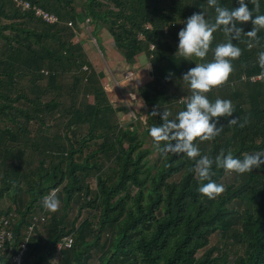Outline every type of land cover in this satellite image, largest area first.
I'll use <instances>...</instances> for the list:
<instances>
[{"label": "trees", "instance_id": "trees-1", "mask_svg": "<svg viewBox=\"0 0 264 264\" xmlns=\"http://www.w3.org/2000/svg\"><path fill=\"white\" fill-rule=\"evenodd\" d=\"M28 1L58 21L0 0V228L14 215L16 233L0 260L11 264L12 250L35 225L25 264H51L68 236L75 243L61 264H264V166L237 173L213 164L212 179L224 186L214 198L197 191L194 174L200 155L264 150V28L249 37L255 26L241 23L231 73L204 93L210 101L230 99L234 111L219 118L215 137L195 138L199 155L188 157L162 152L175 141H155L149 130L184 109L191 89L182 74L211 61L215 46L228 40L220 27L204 58L176 52L180 21L205 11L214 22L218 0ZM248 7L262 14L264 0ZM85 28L103 55L108 36L125 66L141 65V57L151 63L152 79L136 94L147 110L144 135L134 119L120 125L123 109L111 103L106 74L97 73L81 36ZM53 190L59 204L49 211L42 198Z\"/></svg>", "mask_w": 264, "mask_h": 264}, {"label": "clouds", "instance_id": "clouds-1", "mask_svg": "<svg viewBox=\"0 0 264 264\" xmlns=\"http://www.w3.org/2000/svg\"><path fill=\"white\" fill-rule=\"evenodd\" d=\"M250 2L251 0L247 2L237 0L238 6L226 8L218 0L213 6L216 13L214 22L205 18V11L194 12L180 21L184 26L177 32L176 52L185 58L190 56L204 58L209 50L212 33L217 28L222 27L229 38L226 42L215 46L211 61L195 63L182 74V78L191 89V95L182 101L185 105L184 109L177 112L173 119H166L163 124L150 128V135L155 141H175V143H165L162 152H183L188 157L198 156L199 149L193 140L197 137L201 140L212 139L221 130V125L218 126L219 118L232 116L234 110L230 99L216 98L210 101L204 93L212 86L224 82L231 73L232 64L229 58L235 59L241 52V49L232 42L244 31L240 26L241 23L251 20V24L255 26L246 32L249 37H255L257 31L264 28V13L253 15L248 7ZM209 3L211 4L212 0H209ZM259 64L264 68V51L259 53ZM167 115L168 113H163L162 119ZM236 120L237 117H232L229 122L235 123ZM213 164L216 168L233 170L237 173L252 171L254 167L264 166V150L243 155L242 158L225 150H221L214 158L200 155L194 165V174L198 178L197 191L209 198H214L216 194L224 191V186L212 179ZM58 204L54 190L42 198L43 207L49 211H55ZM0 264H5V261L0 260Z\"/></svg>", "mask_w": 264, "mask_h": 264}, {"label": "rangeland", "instance_id": "rangeland-1", "mask_svg": "<svg viewBox=\"0 0 264 264\" xmlns=\"http://www.w3.org/2000/svg\"><path fill=\"white\" fill-rule=\"evenodd\" d=\"M81 36L86 40V49L93 60V64L97 73L104 72L106 74L103 80L107 94L111 100V103L115 108L123 109L119 116L120 125L128 124L134 119L137 125L140 126L139 130L142 135L145 134L143 126L146 125V106L144 102L136 98V94L141 86L150 81V72L152 71L151 63L146 57H141V65L125 66L121 57L116 52L112 39L107 37L103 38V45L105 48L104 55L100 52L99 47L95 39H93L85 28ZM105 35V34H103ZM149 143L145 145L148 147ZM152 164H155L158 159V153L152 155ZM233 174L228 175V179L231 180ZM96 187V184H94ZM8 201V200H7ZM10 203L5 202L3 208L7 209ZM88 217V213L85 212L83 220ZM218 241V234L212 237L211 245ZM232 242H230L231 244ZM201 255V253H199Z\"/></svg>", "mask_w": 264, "mask_h": 264}, {"label": "built area", "instance_id": "built-area-1", "mask_svg": "<svg viewBox=\"0 0 264 264\" xmlns=\"http://www.w3.org/2000/svg\"><path fill=\"white\" fill-rule=\"evenodd\" d=\"M16 4L20 6L22 9H33L35 14L40 16L41 18L44 19L45 22L47 23H55L58 21V18L56 15L51 14L50 12L44 10L41 7L34 6L31 4L30 1L28 0H15ZM261 76H256L253 78V80L260 79ZM13 217L7 218L3 221V224L0 228V248L5 249L8 244H11V242L16 241V233L13 230V225L15 223V216L12 215ZM40 220L45 221L46 218L38 219L36 218V221L39 222ZM35 225L30 227V232L26 239L22 242L20 245V248L16 251L12 250L11 252V264H25V258L29 249V242L31 239V236L35 230ZM75 243V238L74 236H68L65 237L61 243H59L57 247V253L56 256L54 257L53 261L51 264H61V259L63 256V251L68 248H72Z\"/></svg>", "mask_w": 264, "mask_h": 264}]
</instances>
